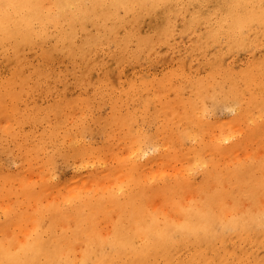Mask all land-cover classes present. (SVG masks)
<instances>
[{"label": "snow or ice", "instance_id": "snow-or-ice-1", "mask_svg": "<svg viewBox=\"0 0 264 264\" xmlns=\"http://www.w3.org/2000/svg\"><path fill=\"white\" fill-rule=\"evenodd\" d=\"M145 7L174 13L158 39L115 23ZM225 40L234 52L247 53L239 71L214 59L216 42ZM0 41L6 56L31 47L63 51L72 60L69 72L49 59L27 72L16 65L4 78L0 169L22 177L39 158L51 173L44 191L59 193L44 203L39 185L18 179L23 189L17 191L38 201L20 237L12 228L21 215L19 197L5 189L0 264H264V211L259 235L224 222V213H238L245 203L264 209V154L257 158L264 153V0L150 6L0 0ZM165 48L180 63L211 64L185 73L182 90L169 86L165 74L155 99L142 90L126 93L119 83L101 84L106 76L93 84L87 75L103 70L109 56L122 66L154 59ZM68 80L103 92L111 110L96 111V92L68 101ZM173 168L180 170L175 176ZM65 169L93 171L104 184L86 192L61 189L57 173ZM240 181L244 200L231 195Z\"/></svg>", "mask_w": 264, "mask_h": 264}, {"label": "rangeland", "instance_id": "rangeland-1", "mask_svg": "<svg viewBox=\"0 0 264 264\" xmlns=\"http://www.w3.org/2000/svg\"><path fill=\"white\" fill-rule=\"evenodd\" d=\"M80 2H78V3H92V2H97V1H95V0H79ZM135 0H130V2L129 1H127L126 3H133ZM148 1V0H147ZM151 2L153 1V0H150ZM150 1H148L149 3H146V4H143V5H151V3H150ZM179 1V2H178ZM190 2V3H201V2H204V0H169L168 2H167V0L166 1H158L157 2V0H156V2H152V3H154L155 5H156V3L157 4H175V3H184V2ZM136 2V1H135ZM134 2V3H135ZM165 2V3H164ZM167 2V3H166ZM207 2H209V3H216V4H226V3H232V0H207ZM48 4V3H50V2H45V4ZM51 4V3H50ZM136 4H140V3H137L136 2ZM153 4V5H154ZM150 7H145V8H143V9H133V10H131L130 12H131V14L129 13V15H130V17H129V15H128V18L126 19V21H122V20H120L119 19V22H117V21H115V23H117V24H120V25H123L124 24V26H126L127 25V27H131L130 29H134L135 30V32H138L141 36H144V37H147V36H155L157 39H158V37L159 36H157V35H159L160 33H163L164 32V30L162 31V29H163V27L165 28V26L167 25V17L166 16H173L174 15V13H173V11L170 9L167 13H163L162 12V10H160V9H152V8H150ZM147 10V12H145V11H143V10ZM143 11V12H142ZM152 11V12H151ZM138 12V13H137ZM154 12V13H153ZM134 13V14H133ZM142 13H143V15H142ZM144 13H146V15H144ZM149 13V14H148ZM150 13H152V14H150ZM155 13H156V15H155ZM171 13V14H170ZM133 14V15H132ZM135 15V16H134ZM137 15V16H136ZM147 18H149V19H147ZM137 20V21H136ZM136 21V22H135ZM121 22V23H120ZM145 22V23H144ZM131 23H133L132 25H131ZM142 23V24H141ZM166 23V24H165ZM136 24V25H135ZM165 24V25H164ZM136 26V27H135ZM138 26V27H137ZM139 31H138V30ZM137 30V31H136ZM159 30H161V31H159ZM151 31V32H150ZM146 33V34H145ZM158 33V34H157ZM143 34V35H142ZM156 34V35H155ZM195 36V35H194ZM193 36V37H194ZM197 36V35H196ZM193 40H198L199 39V36H197V38L195 37V38H192ZM218 42L219 41H217L216 43H217V45H218V48H219V51H217L215 54V56H214V59H217V60H219V62L223 65L225 62V65H223L225 68H227L228 66H229V64H230V62L232 63L231 64V67H232V69H233V71L236 69V71H238L239 70V68H241V67H245L246 66V63H247V53L246 52H244V51H236V53H234V50H233V46H232V43L230 42V41H228V40H225V42L224 43H222V44H220V42H219V44H218ZM228 43H229V48L228 49H226V46L228 47ZM222 45V46H221ZM226 45V46H225ZM219 46H221V47H219ZM231 46H232V51H231ZM162 48H163V46H161ZM220 48H222V51H221V49ZM224 49H226V50H224ZM42 50H45L44 48H40V49H38V50H34V49H32V48H29L27 51H23V50H21V52L20 53H18V57H19V59H17V57L14 59V58H6L5 56H2L1 57V55H0V76H6L7 74H8V71L14 66H16V64L18 65V63H21L22 64V67H23V70H22V72H27L28 71V68H29V66L31 65V64H33V63H39V62H41V61H47V60H49V59H53V60H55V61H58V63L56 64V66H57V68L59 69L61 66H63V71L64 72H69V71H71V68H70V65L72 64V60L69 58V56H68V54L67 53H65V52H63V51H55V54L52 56V57H47V56H45L44 54H42ZM168 50V49H167ZM166 50V48L165 49H163V51H161V53H160V55L158 56V57H156L157 58V60H156V58H154V59H150L148 56H145L144 57V60H145V63L143 62V65H142V62H138V61H135L134 63L133 62H131V63H125V64H123L122 66H121V64L119 63V61H118V63H117V61H115L114 62V60H113V58L111 57V56H109L108 57V59L105 61V62H107V63H104L105 65H104V67H103V71L102 70H95V71H89V73H93V75H91L89 78H91V77H95V79L94 80H92V81H94L95 83L97 82V80H100V76L102 75V76H106L107 75V70H108V74H109V76H108V80H104V81H102V80H100V83H102V84H104V85H106V84H108L110 81L111 82H115L116 83V81L119 83V84H121L122 86H123V88H124V90H126V93H128V91H127V88L125 89V87H127V86H129V84L130 83H134V86L133 87H137L138 88V90L135 92V90H131L130 91V86L128 87L129 89V94H136V93H138V92H140L142 89H145V88H143V86L145 87V83H144V85H143V83H141L140 84V82L142 81L143 82V79L145 78V79H147L148 77H147V75L149 76V77H151L150 79V81H151V83H147L148 84V88H150V86L149 85H152L151 86V88H150V90H146V91H149V92H154V91H156V92H158L157 91V89H155L156 88V86H158V84L155 82V80H159V78H162V77H164L165 75H163L162 74V72L164 71V70H166V69H170V70H167L166 72H164V74H169L170 72L169 71H171V68H172V72L171 73H176V72H174L175 70L177 71V73L176 74H178V75H180V73H181V78L179 77V76H177L176 77V75L175 74H173L174 76H172V74H171V76L172 77H170V74H169V77H170V79H169V81H170V83H169V85L171 84V85H173V81H174V84L176 85V87H178V88H181V86H182V83H183V86L182 87H185V85L188 83V80L186 81V79H188L187 78V76L185 75V73H191V72H193V71H195V72H197V71H199V72H197V73H200L201 72V70L204 68V67H208L210 64H211V61H209V60H207V59H204V60H199V61H197V62H192L191 60H187L185 63H180L179 61H178V59H176V58H173L174 57V54H171V55H167V57H166V54H165V52H168ZM36 51H38V52H36ZM226 51V52H225ZM230 53H229V52ZM233 52V53H232ZM62 53H63V55H62ZM163 53V54H162ZM33 54V55H32ZM224 56H223V55ZM233 54V55H232ZM62 57H61V56ZM217 55H219V56H217ZM222 55V56H221ZM230 55V56H229ZM236 55V56H235ZM42 56H44V57H42ZM232 56V57H231ZM160 57V58H159ZM230 57V58H229ZM34 58H39V59H37V60H34ZM63 58V59H62ZM164 58V59H163ZM165 58H167V59H165ZM219 58V59H218ZM232 58V59H231ZM33 59V60H32ZM176 59V60H175ZM231 59V60H230ZM7 60H8V62H7ZM20 60V61H19ZM24 60V61H23ZM110 60H111V62H110ZM246 60V61H245ZM6 61V62H5ZM39 61V62H38ZM71 61V62H70ZM110 63H109V62ZM235 61V62H234ZM241 61V62H240ZM3 62V63H2ZM28 62V63H27ZM33 62V63H32ZM63 62H64V64H63ZM138 62V63H137ZM147 62H148V64H147ZM179 62V63H178ZM234 62V63H233ZM136 63V64H135ZM155 63V64H154ZM176 63H178L179 64V66H178V64L176 65ZM229 63V64H228ZM24 64V65H23ZM27 64V65H26ZM107 64V65H106ZM111 64L113 65L112 67H111ZM129 66H128V65ZM146 64V65H145ZM156 64H157V66H156ZM239 64H240V66H239ZM115 65H117V66H115ZM127 65V66H126ZM133 65V66H132ZM145 65V66H144ZM245 65V66H244ZM106 66L108 67V69L107 70H105L104 68H106ZM116 68H115V67ZM125 66V67H124ZM135 66H136V68H135ZM139 66V67H138ZM4 67V68H3ZM110 67H111V70H109L110 69ZM124 67V68H123ZM134 67V68H133ZM142 67V68H141ZM147 67H149V68H147ZM156 67V68H155ZM181 69H179V68ZM183 67V68H182ZM193 67V68H192ZM144 68H145V70H144ZM187 68V69H186ZM6 69H7V71H6ZM25 69V70H24ZM128 69H130V71H128ZM132 69H134L133 71H132ZM150 69H152V70H150ZM184 69H186V70H184ZM33 70H35V69H33ZM104 70H105V72H106V74H105V72H104ZM120 70H123V72H121ZM126 70V71H125ZM147 70V71H146ZM158 70V71H157ZM162 70V71H161ZM96 71H97V73H96ZM118 71V72H117ZM128 71V72H127ZM136 71V72H135ZM145 71V72H144ZM160 71V72H159ZM179 71V72H178ZM102 72V74L100 75V73ZM132 72V73H131ZM158 72V73H157ZM88 73V74H89ZM103 73L105 74V75H103ZM114 73V74H113ZM138 73V74H137ZM139 73H140V76H139ZM144 74V75H146L145 77H144V75H142V74ZM149 73V74H148ZM152 73V74H151ZM87 74V75H88ZM97 74H98V76H97ZM122 74H123V76H122ZM137 76H136V75ZM90 75V74H89ZM100 75V76H99ZM135 75V76H134ZM114 76V77H113ZM124 76H125V78H124ZM135 78H134V77ZM152 76L153 77H155V76H157V78L155 77V78H153L154 80H152ZM158 76H160L159 78H158ZM162 76V77H161ZM122 78L121 80H119V78ZM130 79H129V78ZM138 77H139V79L140 78H142V80L140 79V81H138ZM175 77V78H174ZM183 77H185V78H183ZM5 78V77H4ZM116 78V79H115ZM137 78V80H135ZM171 78H173L172 80H171ZM180 78V79H179ZM110 79V80H109ZM112 79V80H111ZM129 79V80H128ZM134 80L133 82H132V80ZM144 79V82H147L148 81V79H147V81ZM177 79H179V81L177 80ZM96 80V81H95ZM115 80V81H114ZM125 80V81H124ZM130 80H131V82H130ZM109 81V82H108ZM129 83H128V82ZM138 81V82H137ZM150 81H148V82H150ZM181 81H182V83H181ZM122 82V83H121ZM181 84H180V83ZM185 82H187V83H185ZM69 83V84H68ZM93 83V82H92ZM95 83H93V84H95ZM67 84L68 85H66V87H67V91L68 92H65V96H66V98H67V100L68 101H74V100H83L85 97L84 96H82V93L80 94V92H83L84 94H85V96L86 95H88V94H90L91 93V91L92 92H96L98 95H96L94 98H93V100H92V102L94 103H92V105H96L95 106V109H96V111L99 113V112H101V111H103L104 112V114L106 115L108 112H109V105H110V103H111V101H110V99L108 98V97H106L105 95H103L104 93L103 92H100L99 90H97V89H88L87 88V90H86V88H82L81 86H80V84H78L77 85V83H74L72 80H68V82H67ZM131 84V85H132ZM157 84V85H156ZM137 85V86H136ZM156 85V86H155ZM174 85V86H175ZM178 85V86H177ZM78 86H79V88H78ZM155 86V90H153V88L152 87H154ZM69 87V88H68ZM142 88V89H140V88ZM175 87V88H176ZM73 88H75V89H73ZM81 88V89H80ZM136 89V88H135ZM177 89V88H176ZM71 90H73L72 92H71ZM97 90V91H96ZM80 91V92H79ZM143 92L145 91V90H142ZM132 92V93H131ZM149 92H147V94L149 93ZM155 92V93H156ZM87 93V94H86ZM144 93H146V92H144ZM68 94V95H67ZM100 95H101V97H100ZM158 95H160V93H158ZM77 96H80L81 97V99L79 98V97H77ZM155 96H157V95H155ZM83 97V98H82ZM100 97V98H99ZM105 97V98H104ZM153 97H154V95H153ZM108 99V101L107 100H105V99ZM155 98V97H154ZM97 99V100H96ZM101 101H100V100ZM102 99L104 100L103 102H102ZM95 101V102H94ZM97 102H98V104H97ZM102 102V103H101ZM107 102V103H106ZM108 103H109V105H108ZM104 105H105V107H104ZM102 108V110H100L101 108ZM100 108V109H99ZM104 108V109H103ZM153 108H155V103H154V105H153ZM108 109V110H107ZM107 110V111H106ZM111 110V109H110ZM162 111V110H161ZM165 112H163V114H164ZM166 114V113H165ZM223 115L226 117V115H227V113L225 112V113H223ZM223 122V121H222ZM43 131V128H40V130H39V133L40 132H42ZM39 133L37 132V135H39ZM257 141H259V137H258V139H257ZM36 161H38V165L40 164V162L42 163V164H40L39 166H37V163H36ZM40 161V162H39ZM38 167V168H36V166ZM31 166V167H30ZM35 166V167H34ZM46 166H45V164H44V162H43V160H34L33 162H31L30 164H29V166H27V168L25 169L26 170V172L28 171V174L29 175H31V177L30 178H32V176L35 178V177H40V175L39 174H41V173H39V170L43 173V172H45V170H46V172L45 173H43L42 174V176L44 175H48V173H50V171L48 170L47 171V167L45 168ZM36 168V169H35ZM32 169V171H29V170H31ZM34 170H36V171H34ZM37 170H38V173H37ZM15 170L13 169V170H11L10 172H14ZM85 171V170H84ZM83 170H82V172H84ZM0 172L1 173H5V171L4 170H2V169H0ZM34 172V173H33ZM87 171H85L84 172V174L86 173ZM7 173H9V171L7 172ZM68 173V174H67ZM33 174H35V176L33 175ZM51 174V173H50ZM58 174V177H59V182H61V183H65V182H67L68 180H71V178L73 177V175L75 174V172H72L70 169H65V170H63L62 172H59V173H57ZM29 175H28V177H29ZM69 175V176H68ZM34 178H32L33 180H36V179H38V178H36V179H34ZM196 179H199V178H196ZM51 195V194H50ZM48 196L49 195H44V198H43V201L45 202L46 200H48ZM51 196H53V194L51 195ZM46 198V199H45ZM108 229H109V227H108Z\"/></svg>", "mask_w": 264, "mask_h": 264}, {"label": "bare ground", "instance_id": "bare-ground-1", "mask_svg": "<svg viewBox=\"0 0 264 264\" xmlns=\"http://www.w3.org/2000/svg\"><path fill=\"white\" fill-rule=\"evenodd\" d=\"M95 1H97V0H95ZM127 1H129L130 2V0H104V2H127ZM137 3H140V4H146V3H149L148 1H150V0H135ZM134 1V2H135ZM158 1H160V0H157V2ZM162 1V0H161ZM163 1H166V0H163ZM169 0H167V2H168ZM27 2H32V3H41V4H45V2H50L51 4L52 3H78V2H80L79 0H27ZM132 3L131 2V4H136V2L135 3ZM152 2H156V0H153ZM151 1H150V3H151V5H153L154 3H152ZM166 2V3H167ZM179 2V1H178ZM187 2V1H186ZM232 2H253V3H259V0H232ZM50 3H48V4H50ZM93 3V2H92ZM165 3V2H164ZM181 3V2H180ZM47 4V3H46ZM156 5H160V4H157L156 3ZM150 9V8H149ZM154 10V9H153ZM143 11H145V12H147V10L145 9V10H143ZM142 11V12H143ZM152 12V11H151ZM138 13V12H137ZM154 13V12H153ZM130 14H131V12H130ZM134 14V13H133ZM132 14V15H133ZM149 14V13H148ZM150 14H152V13H150ZM171 14V13H170ZM142 15H143V13H142ZM144 15H146V13H144ZM155 15H156V13H155ZM135 16V15H134ZM137 16V15H136ZM129 17H130V15H129ZM166 17H168V16H166ZM147 19H149V18H147ZM117 22H119V19H117L116 20ZM123 21V20H122ZM124 21H126V20H124ZM137 21V20H136ZM135 21V22H136ZM168 22V21H167ZM121 23V22H120ZM145 23V22H144ZM133 23H131V25H132ZM142 24V23H141ZM166 24V23H165ZM164 24V25H165ZM124 25V24H123ZM136 25V24H135ZM127 26V25H126ZM136 27V26H135ZM138 27V26H137ZM129 28H131V27H129ZM133 29V28H132ZM138 30V29H137ZM136 30V31H137ZM165 31V28L163 27V29H162V31ZM139 31V30H138ZM159 31H161V30H159ZM161 31V32H162ZM151 32V31H150ZM138 33V32H137ZM146 34V33H145ZM158 34V33H157ZM143 35V34H142ZM156 35V34H155ZM153 36V35H152ZM157 36H159V35H157ZM197 36H199V35H197ZM197 36L195 35L193 38H197ZM159 38V37H158ZM225 42V41H224ZM223 42V43H224ZM218 44H219V42H218ZM220 44H222V43H220ZM222 46V45H221ZM221 46H219V47H221ZM226 46V45H225ZM229 43H228V47L226 46V49H228L229 48ZM31 48V47H30ZM221 49V51H222V48H220ZM226 49H224V50H226ZM231 51H232V46H231ZM167 50V49H166ZM168 51V50H167ZM227 51V50H226ZM225 51V52H226ZM36 52H38V51H36ZM229 52V51H228ZM39 53V52H38ZM166 53V52H165ZM230 53V52H229ZM233 53V52H232ZM234 53H236V52H234ZM42 54H44L45 56H47V57H52L54 54H55V50H52V51H49V50H42ZM163 54V53H162ZM0 55H1V57L2 56H5L6 58H16L17 56H18V53L17 54H15V55H12V54H9V55H7L6 56V54H5V50H4V45H3V42L2 41H0ZM33 55V54H32ZM62 55H63V53H62ZM216 54H214V56H215ZM223 55V54H222ZM221 55V56H222ZM233 55V54H232ZM61 56V55H60ZM172 56V55H171ZM217 56H219V55H217ZM224 56V55H223ZM230 56V55H229ZM236 56V55H235ZM0 57V58H1ZM42 57H44V56H42ZM62 57V56H61ZM166 57H167V55H166ZM232 57V56H231ZM113 58V57H112ZM160 58V57H159ZM174 58V57H173ZM230 58V57H229ZM63 59V58H62ZM164 59V58H163ZM165 59H167V58H165ZM219 59V58H218ZM232 59V58H231ZM230 59V60H231ZM1 60V59H0ZM33 60V59H32ZM155 60V59H154ZM156 60H157V58H156ZM176 60V59H175ZM20 61V60H19ZM24 61V60H23ZM199 61V60H198ZM246 61V60H245ZM6 62V61H5ZM7 62H8V60H7ZM39 62V61H38ZM71 62V61H70ZM109 62V61H108ZM110 62H111V60H110ZM109 62V63H110ZM138 62H140V61H138ZM137 62V63H138ZM193 62V61H192ZM235 62V61H234ZM233 62V63H234ZM241 62V61H240ZM3 63V62H2ZM28 63V62H27ZM33 63V62H32ZM105 63H107V62H105ZM116 63V62H115ZM117 63H118V61H117ZM120 63V62H119ZM134 63V62H133ZM144 63H145V60H144ZM179 63V62H178ZM178 63H176V65L178 64ZM187 63V62H186ZM226 63V62H225ZM225 63L223 64V65H225ZM63 64H64V62H63ZM129 64V63H128ZM127 64V65H128ZM136 64V63H135ZM147 64H148V62H147ZM155 64V63H154ZM229 64V63H228ZM232 63L230 62V64L229 65H231ZM17 65V64H16ZM18 65H19V71H22L23 70V67H22V64L21 63H18ZM24 65V64H23ZM27 65V64H26ZM105 65V64H104ZM107 65V64H106ZM126 65V66H127ZM142 65H143V63H142ZM146 65V64H145ZM144 65V66H145ZM113 65L111 64V67H112ZM115 66H117V65H115ZM114 66V67H115ZM129 66V65H128ZM133 66V65H132ZM156 66H157V64H156ZM178 66H179V64H178ZM210 66V65H209ZM239 66H240V64H239ZM245 66V65H244ZM111 67H110V69L109 70H111ZM125 67V66H124ZM123 67V68H124ZM139 67V66H138ZM180 67V66H179ZM178 67V68H179ZM4 68V67H3ZM116 68V67H115ZM134 68V67H133ZM135 68H136V66H135ZM142 68V67H141ZM147 68H149V67H147ZM156 68V67H155ZM183 68V67H182ZM193 68V67H192ZM242 68V67H241ZM105 70H107L108 69V67L106 66V68H104ZM180 69V68H179ZM187 69V68H186ZM186 69H184V70H186ZM17 69H16V66L14 67H12L9 71H8V74L6 75V76H9V75H11L14 71H16ZM25 70V69H24ZM105 70H104V72H105ZM134 69H132V71H133ZM144 70H145V68H144ZM150 70H152V69H150ZM167 70H170V69H166V70H164L163 72H162V74L163 75H165L164 74V72H166ZM181 70V69H180ZM239 70H240V68H239ZM238 70V71H239ZM91 71V70H90ZM93 71V70H92ZM100 71V70H99ZM103 71V70H102ZM112 71V70H111ZM121 72H123V70H120ZM126 71V70H125ZM128 71H130V69H128ZM127 71V72H128ZM147 71V70H146ZM158 71V70H157ZM162 71V70H161ZM234 71H236V69L234 70ZM1 72V71H0ZM118 72V71H117ZM136 72V71H135ZM145 72V71H144ZM160 72V71H159ZM170 73V77H172V76H174L173 74H175L176 75V77L177 76H181V73H180V75H178V74H176L177 73V71L175 70L174 72H176V73H171L172 72V68H171V71H169ZM179 72V71H178ZM197 72H199V71H197ZM96 73H97V71H96ZM124 73V72H123ZM132 73V72H131ZM158 73V72H157ZM90 74V75H89ZM88 74V76L90 77L91 75H93V73L91 74V73H89ZM102 74V72L100 73V75ZM105 74H106V72H105ZM104 73H103V75H105ZM110 74V73H109ZM109 74H108V70H107V75L109 76ZM114 74V73H113ZM138 74V73H137ZM142 74V73H141ZM145 74V73H144ZM144 74H142V75H144ZM149 74V73H148ZM152 74V73H151ZM171 74H172V76H171ZM95 75V74H94ZM93 75V76H94ZM99 75V76H100ZM106 75V77L108 78V76ZM136 75V74H135ZM134 75V76H135ZM147 75V74H146ZM146 75H144V77L146 76ZM6 76H0V97H2V92H3V85H4V77H6ZM97 76H98V74H97ZM102 76V75H101ZM100 76V77H101ZM122 76H123V74H122ZM133 76V77H134ZM137 76V75H136ZM139 76H140V73H139ZM114 77V76H113ZM147 79H148V81H150L151 79V77H149L148 75H147ZM156 78H157V76H155ZM155 77H153L152 76V80H154L153 78H155ZM160 76H158V78H159ZM162 77V76H161ZM170 77H169V79H170ZM124 78H125V76H124ZM129 78V77H128ZM135 78V77H134ZM175 78V77H174ZM181 78V77H180ZM179 78V79H180ZM183 78H185V77H183ZM116 79V78H115ZM122 78L120 77L119 78V80H121ZM126 79V78H125ZM130 79V78H129ZM128 79V80H129ZM141 80H142V78H140ZM140 79H139V77H138V81H140ZM145 79V78H144ZM144 79H143V82L141 81L140 82V84L141 83H143V85H144V83H145V87L143 86V88H145V89H142V88H140V89H142V90H145L144 92H146L145 94H147V92H149V91H146L147 89L148 90H150V88H151V86L152 85H149L150 86V88H148L147 86H148V84L147 83H151V81L150 82H148L147 81V79H145L147 82H144ZM173 78H171V80H172ZM179 79H177L178 81H179ZM108 80V79H107ZM110 80V79H109ZM112 80V79H111ZM123 80V79H122ZM132 80V79H131ZM131 80H130V82H131ZM135 80H137V78L135 79ZM159 80H160V78H159ZM174 80V79H173ZM188 79H186V81H187ZM96 81V80H95ZM102 81H104V80H102ZM115 81V80H114ZM125 81V80H124ZM134 80H132V82H133ZM137 81V82H138ZM68 82V81H67ZM93 83H95L94 81H92ZM109 82V81H108ZM111 82V81H110ZM128 82V81H127ZM135 82V81H134ZM155 82L157 83V80H155ZM116 83H118L117 81H116ZM122 83V82H121ZM129 83V82H128ZM153 83V82H152ZM151 83V84H152ZM169 83H170V81H169ZM180 83V82H179ZM181 83H182V81H181ZM180 83V84H181ZM185 83H187V82H185ZM188 83H189V80H188ZM188 83L186 84V85H188ZM69 84V83H68ZM67 84V85H68ZM102 84V83H101ZM132 83H130L129 84V86H127V87H125V89L127 88V91H128V93L132 90H135V92L138 90V86L137 87H133L134 86V83L131 85ZM176 84V83H175ZM174 84V81H173V85H175ZM78 85V84H77ZM142 85V84H141ZM147 85V86H146ZM157 85V84H156ZM155 85V86H156ZM173 85H169V86H173ZM185 85V86H186ZM155 86L154 87H152L153 88V90H155V89H157L158 88V86H156V88H155ZM178 86V85H177ZM182 86H183V83H182ZM181 86V88H178V87H176V85L174 86V87H176L178 90H182L184 87H182ZM130 88V91L128 90L129 88ZM69 88V87H68ZM78 88H79V86H78ZM136 88V89H135ZM155 88V89H154ZM73 89H75V88H73ZM81 89V88H80ZM86 90H87V88H86ZM73 90H71V92H72ZM88 91V90H87ZM97 91V90H96ZM151 91V90H150ZM157 91H158V89H157ZM66 92H68V91H66ZM80 92V91H79ZM92 92V91H91ZM125 92H126V90H125ZM134 92V91H133ZM156 91H154V92H152V94L154 95V97H155V95H158V93L159 92H156ZM82 92H80V94H81ZM132 93V92H131ZM87 94V93H86ZM68 95V94H67ZM98 95V94H97ZM104 95V94H103ZM77 97H79L80 99H81V97L80 96H77ZM100 97H101V95H100ZM99 97V98H100ZM83 98V97H82ZM105 98V97H104ZM155 99V98H154ZM97 100V99H96ZM100 100V99H99ZM105 100H107L108 101V99L106 98ZM101 101V100H100ZM104 100L102 99V102H103ZM95 102V101H94ZM101 102V103H102ZM93 103V102H92ZM107 103V102H106ZM94 104V103H93ZM97 104H98V102H97ZM108 105H109V103H108ZM96 106V105H95ZM94 106V107H95ZM104 107H105V105H104ZM101 108V107H100ZM99 108V109H100ZM104 109V108H103ZM100 110H102V108L100 109ZM108 110V109H107ZM106 110V111H107ZM109 111H110V108H109ZM163 112H164V110H163V108H162V114H163ZM165 114V113H164ZM166 115V114H165ZM227 116V115H226ZM40 130V129H39ZM39 133V132H38ZM258 135H257V137H256V143H258L259 141H257V139H258ZM261 154H264V153H260V152H257V158L259 157V155H261ZM36 160H40L39 158H37ZM40 162V161H39ZM44 162V161H43ZM229 161H227L226 160V163H228ZM36 163H37V166H39L40 164H42L41 162H40V164L38 165V161H36ZM29 166V165H28ZM36 166V165H35ZM34 166V167H35ZM36 166V168H38ZM31 167V166H30ZM35 168V169H36ZM46 168V167H45ZM47 169V168H46ZM15 170V169H14ZM71 170V169H70ZM11 171V170H10ZM9 171V173H7V172H5V173H1L0 172V197H2L3 196V194H4V192H5V189H7L8 190V193L11 195V196H13V197H16V196H18L19 197V204H20V207H21V215H20V217H19V219L17 220V221H15L14 223H13V225H12V228H13V231L14 232H16L17 234H19V236L20 237H23V235H25L26 234V232H27V230H28V227H29V225H28V220H29V217H30V213L31 212H34L35 210H36V207H37V204H38V201L37 200H34V199H31V197L29 196V194H27V193H23V192H18L17 190H22L23 189V185L21 184V183H18V179L19 178H22V177H26V179H27V181L30 183V184H34V185H39L40 186V189H41V191H44L46 188H47V184H48V182L50 181V179H51V174L50 173H48V175H43L42 176V174L43 173H45L46 172V170H45V172H41L40 170H39V173H41V174H39L40 175V177H33L32 176V178H34V179H36V178H38V179H36V180H33L32 178H30L31 177V175H29L28 174V171L26 172V170L25 169H22L21 170V174H22V177H18V174H17V172H16V170L14 171V172H10ZM29 171H32V169L31 170H29ZM34 171H36V170H34ZM47 171H48V169H47ZM72 171V170H71ZM84 171V170H83ZM85 171H87L85 174H84V172ZM84 172H81V173H75L74 175H73V177L71 178V180H68L67 182H65V183H61L60 182V187H61V189H63L64 188V186L65 185H70L73 189H75L76 191H81V190H83V191H88L89 189H91L92 187H94V186H96L97 184H98V182H99V185L100 186H103V184H104V180H103V178L101 177V176H99V175H97V173H95V172H93V171H89V170H85ZM170 171H172V173H173V176H175V174H176V172H179L180 170L179 169H177V168H173V169H170ZM34 173V172H33ZM37 173H38V170H37ZM68 174V173H67ZM28 175H29V177H28ZM34 176H35V174H33ZM58 175V174H57ZM69 176V175H68ZM194 179H196V178H194ZM59 182V181H58ZM227 187V186H226ZM58 193H59V189H57L56 191H52V190H50V189H48L47 191H44V195H52L53 194V196H51L52 197V199H57V197H58ZM231 195H233V196H235V197H237L238 199H241V200H244L245 199V197L247 196V193H246V190H245V187H244V184H243V182L242 181H240V182H238V183H236V184H233L232 185V191H231ZM193 197L192 196H189L188 197V199L190 200V199H192ZM46 199V198H45ZM44 202V201H43ZM50 201L49 200H46L44 203H49ZM262 211H264V209H262L259 205H252V204H248V203H245L244 205H243V207L239 210V212L238 213H232V212H226V213H224V222H225V224H228L230 227H233V228H235L238 232H240V233H244V234H247V231L248 230H251L252 231V233L254 234V235H259V229H260V224H259V217H260V213L262 212ZM234 216H235V219H234ZM172 219H176V217H171ZM101 219L103 220L104 219V217H101ZM163 226V225H162ZM108 227L110 228V224L109 225H107V226H105L104 227V230H103V235L105 236V237H107V236H109L110 234H111V232L109 231V229H108ZM134 258V257H133Z\"/></svg>", "mask_w": 264, "mask_h": 264}]
</instances>
